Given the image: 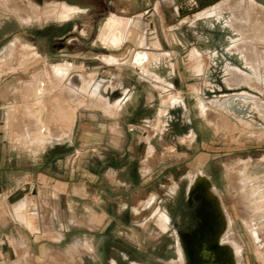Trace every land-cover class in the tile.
Here are the masks:
<instances>
[{
  "label": "rangeland",
  "instance_id": "1",
  "mask_svg": "<svg viewBox=\"0 0 264 264\" xmlns=\"http://www.w3.org/2000/svg\"><path fill=\"white\" fill-rule=\"evenodd\" d=\"M177 1L179 5L185 0ZM60 2L82 10L71 20L58 19L64 9ZM195 3L197 8L211 5L222 17H203L183 27L163 0H0V74L13 76L7 80L12 81L7 83L12 91L14 78L28 80L29 85L37 77L47 81L50 76L42 74L45 65L65 61L83 64L79 73L83 76L96 72L104 78L122 77L131 87L120 111L104 115L108 119L101 132L98 126L94 128L97 137L65 148V158L55 165L64 176L73 169L97 173L95 185L105 192L96 196L97 211L78 212L73 225L64 226L65 240L49 243L41 258L31 256L32 246L20 240L27 238V232L20 223H11L9 206H0V219L10 222V227L1 231L8 235L13 226L18 234L17 239L1 237L0 264H167L177 260L176 234L171 226L174 222L180 230L188 226L182 191L184 187L188 203V178L197 171L204 173L221 194L232 222L228 233L242 249L241 263L262 264L258 251L264 248V232L251 234L242 219L238 180L245 166L244 174L257 176V182L264 185V135H254L264 132V116L257 115L253 103L255 98L264 102V85L256 90L251 82L228 73L226 67L249 71L235 48H244L250 62L264 63V0ZM231 14L239 20L238 34L225 25ZM109 15L133 20L125 42L117 49L96 42L99 27ZM142 35L159 46L139 47L137 41ZM192 49L202 53L205 67L199 73L195 72L197 61L190 57ZM31 51L39 56L33 58ZM140 51L158 56L157 60L149 58L148 62L155 65H148V70L171 84L169 91L153 84L154 88L148 76L133 70L129 59ZM10 53L12 58L1 63ZM98 58L114 66H106ZM261 70L264 72V67ZM27 90L31 94L29 86ZM54 93L39 100L42 106L34 105L33 98L29 105L48 128L65 129L67 123L60 114L63 116L74 106L79 112L96 113L81 106L80 101L55 98ZM171 95L178 97L180 105H172L175 101L163 104ZM200 99L206 105L204 114L199 109ZM160 108L164 110L161 117L157 116ZM18 110L17 106L11 107L3 124L15 129L31 128L29 115L20 116ZM18 118L23 122H17ZM128 125L135 130L130 132ZM190 131L195 135L192 141ZM145 142L153 146L147 148L149 153L145 152ZM174 190L175 198L171 195ZM149 199L152 203L146 206ZM14 206L10 207L11 213L16 211ZM158 208L170 215L171 226L166 231L156 224L154 214ZM64 210L65 219H69L72 207ZM90 213L97 215L95 223H87ZM26 215L32 223L28 229L35 237L39 222L34 215Z\"/></svg>",
  "mask_w": 264,
  "mask_h": 264
},
{
  "label": "bare ground",
  "instance_id": "2",
  "mask_svg": "<svg viewBox=\"0 0 264 264\" xmlns=\"http://www.w3.org/2000/svg\"><path fill=\"white\" fill-rule=\"evenodd\" d=\"M163 1L165 2V4H168V6L171 7V12L173 16L179 22V25L183 27L191 25L193 22L197 20H201V18L203 17L214 16L216 20H219L222 17L219 13H216L214 11L211 5H208L202 9L197 8L198 10L189 12L187 14H182L185 11L192 10L194 8L195 5L194 0H185L184 3H181L179 5L177 4V0H163ZM60 3L64 6L63 7L64 9L59 16L57 15L58 19L70 20L73 18V16L76 13L80 12L78 9L67 5L65 2H60ZM238 21H239L238 18L234 14H231V16L227 19V21H225V25L231 31L238 34L239 33ZM132 23L133 20L121 19L114 15H109L100 25L96 36V41L105 47L117 49L125 42ZM149 28L152 30L153 26L150 25ZM240 31H241L240 33H242V30ZM175 40L178 43L177 41L178 38ZM231 42L233 41L231 40ZM149 44L153 45L154 47L159 46V44L155 40L154 41L153 39L148 40L144 35H142L137 41V45L139 47H143L144 49H146L147 46H149ZM234 46L235 45L229 47L227 50L231 51ZM235 50L239 52L238 54L240 56L241 61H243L245 68L248 69L249 71L245 73L236 67L227 66L226 67L227 72L234 75L235 78L237 79L241 78L244 81L251 82L254 89L261 90L262 85H264V72L261 70L264 67V63L262 64L261 61L260 64H257V62H250L247 58L246 50L244 48H235ZM31 54L33 58L38 57V54L35 51H31ZM190 57L191 59L197 61L195 72L197 73L201 72L205 67L204 62H202V58H203L202 53L198 52L196 49H192L190 52ZM10 58H12L11 53L8 54L5 57V59L1 61V63L9 61ZM149 58H152L153 60H157L158 56L156 57L152 53L148 54L145 51H140L139 53L135 54L131 60L129 59V62L131 66H133L132 68L135 72H137L138 74L144 77L148 76L152 84H154L156 87L169 89L170 86L168 84H166L159 77L150 73L149 70L146 68L145 64L146 62H148ZM115 60L116 59L112 58L113 62H115ZM26 62H28V60ZM69 68L70 67H68L67 65H56L50 67L49 73H45L46 72L45 71L44 74L50 76L49 79L47 80L48 88L45 87V82L40 77L35 78L34 83L29 85V90H31L33 101L35 102L33 103L34 105L40 104V106H42V103H40L39 100H41L42 98L45 99L47 93L57 90H59V93L63 94L62 97L64 101H68V102L69 100H71V102L80 101L83 104L81 105L83 107L84 106L89 108L98 107L104 113H108V114L112 113L122 103L123 96L126 94V90L122 85H117L114 83L101 84L102 81L98 80L96 76H93L91 78L87 76L83 77L82 75H76L77 73H75V76L77 79H79V81L76 85H73L71 79L73 78L74 74L73 72L69 73L70 70ZM56 88L59 89L56 90ZM54 96H56V94ZM177 98H178L177 96L171 95L168 98V100L165 101L163 104L165 103L169 104L177 100ZM54 101L56 100H53V102ZM253 103L257 115L259 117L264 116V102H261L258 98H255L253 100ZM74 107L68 108V111L67 112L65 111L63 116L60 114L61 118H64L65 120L64 122L67 123L66 124L67 127L63 130L61 134L59 133V135H54L53 137L51 136L50 137L51 139L54 138L55 140L59 141L61 138H63V136L65 137L69 134L70 126L73 124L74 116L76 112V109ZM39 108L41 109V107ZM199 109L200 112L203 114L207 110L205 102L201 99L199 100ZM27 111L29 118H31V123H30L31 130L26 132L27 138L29 139L28 142L30 144H34L38 148H43L44 143H46L44 134L45 131L48 130V127L42 121V118L40 117V114L38 112L31 111L29 108L27 109ZM61 112L63 113V111ZM163 113L164 110L161 108L159 112L160 116L163 115ZM158 123L160 124L161 120H159ZM255 133L254 135L257 138H260L262 137V135H264V132H259L258 134ZM194 137H195L194 133L191 132L189 136L191 141ZM245 169L246 167L242 166L239 173V180H238L239 204L241 206V211L243 215L242 219H244L247 228L249 229L251 234L253 233L258 234L264 232V185H261L260 183L257 182L258 180L257 176H247L246 174H244ZM188 179L190 182L187 191L188 203L192 204L194 201L197 202L196 212L199 215L200 223L203 230L209 232L213 242L219 248H222L227 258V262H228L227 264H242L241 246L232 237V235L228 233L227 230L230 227V225H232L231 224L232 222L229 213L224 205V202L222 201L220 192L213 185L211 180L204 173L200 171H197L194 174L189 175ZM150 202L151 200H149L146 204L148 205ZM154 218L158 228L162 231H166L171 226L170 217L166 211H162L158 208L155 211ZM175 234H176L175 243H176L178 258L177 260H173L171 262H168L167 264H191L190 263L191 258L189 252L183 245V241L187 239V236H184L177 231H175ZM263 244L264 243H262V245ZM260 248H262V246ZM260 250L259 251L257 250L259 252L258 259L262 264H264V248L263 250L261 251ZM133 264H137V263L133 262Z\"/></svg>",
  "mask_w": 264,
  "mask_h": 264
},
{
  "label": "crops",
  "instance_id": "3",
  "mask_svg": "<svg viewBox=\"0 0 264 264\" xmlns=\"http://www.w3.org/2000/svg\"><path fill=\"white\" fill-rule=\"evenodd\" d=\"M72 7L76 8L74 5ZM79 11L81 12V10ZM78 13L74 16L78 15ZM44 36L47 37V35ZM102 49L106 50L107 48L102 46ZM103 56L115 57L105 54ZM101 60L107 61L108 59L102 58ZM101 63L106 66H114L110 62ZM150 64H154V62H146L145 66L147 69ZM56 65H67L70 67L69 73L73 72L74 74L71 82L73 85L78 83L79 79L76 78L75 73H77L76 75H81L79 73L81 66H84L83 64L74 65L73 63L66 61L46 64L42 74L45 71L49 73L50 67ZM152 74L157 76L154 72H152ZM85 76L90 78L96 76L98 80L102 81L101 84H113L115 82L114 84L122 85L126 90V94L123 96L124 100L131 88L129 83L122 81V77L109 76L104 78L98 76L96 72H89V74ZM10 78H13V76L2 75L0 77V192H6L8 194L6 200L0 201V206H9L8 212L11 216V223L17 222L25 227L27 238L21 239L22 237H20V240L23 243L32 246L29 248L31 256L36 255L37 257L43 258L49 243L60 244L65 240L67 229H65L64 226L73 225L78 212H96L98 206L95 199L98 192L105 195V192H103L104 189H100V187L95 185L97 173H81L73 169L67 176H64L63 172L55 169V165L61 164L62 160L65 158V148H74L75 146L80 145L82 140L94 139V137H97L94 133L98 131L96 130L97 126L99 129L102 126H106L104 123L108 118L104 115L111 116L118 113L123 102L109 114L104 113L98 107H90V109L96 110V113L94 112L95 114H93L92 111H76L73 124L67 136H63L59 141L54 138L51 139V136L53 137L54 135H59V133L61 134L64 128H62L61 131V128L59 127H50L48 128V132L45 131L44 134L46 143H44L43 148H38L34 144L28 142L29 139L27 138L26 132L30 131L31 128L27 129L18 126L19 128L15 129L13 127V129L10 126L9 128L6 124H3L6 116L10 113V108L13 106L19 107L18 114L20 116L28 115L27 109H30V100L33 98L31 95L32 92L30 94L27 90L30 81H22V79L14 78L13 83L15 86L13 87L15 88V91H12V87L7 84L8 82H12L10 80L7 82ZM44 82L48 83V81ZM166 84L170 86L168 89L169 91L172 88V85L169 83ZM151 85L153 86V84ZM153 87L155 88V86ZM57 89L59 88H56V90ZM55 94L63 99V94L59 93V90L55 91L53 97H56L54 96ZM131 96L132 93L129 97ZM160 109L157 111V116ZM87 119L90 122H86L88 121ZM97 120H100L99 123ZM17 122H23L22 118H18ZM26 126L30 125L27 124ZM95 127L96 129H94ZM99 131L101 132V129ZM81 137L83 139H81ZM97 143L98 142H94V144ZM149 146L152 145L145 142V152H148L147 148ZM73 150L74 152L76 151L75 149ZM149 200H151L152 203V199ZM13 204H15L14 209L16 211H12L11 213L10 207ZM149 205L150 203L148 205L146 204V206ZM66 206L72 207V210L69 211V219H65L64 208ZM18 210L21 211L17 212ZM26 214L34 215L39 222L36 227L37 232L34 233V235H36L35 237L31 235L32 233H30V230L28 229L32 223L30 219L27 218ZM90 217H88L87 223H95L97 221L96 214L93 215L90 213ZM8 226L10 227V222L0 219V241L1 237H15L17 239L18 234H16L13 226H11L12 229L9 230L8 235L1 231L2 228H7ZM1 253L2 252H0V255Z\"/></svg>",
  "mask_w": 264,
  "mask_h": 264
},
{
  "label": "water",
  "instance_id": "4",
  "mask_svg": "<svg viewBox=\"0 0 264 264\" xmlns=\"http://www.w3.org/2000/svg\"><path fill=\"white\" fill-rule=\"evenodd\" d=\"M183 245L189 252L191 264H227V258L222 248L212 240L210 233L202 226L197 231L187 235Z\"/></svg>",
  "mask_w": 264,
  "mask_h": 264
},
{
  "label": "flooded vegetation",
  "instance_id": "5",
  "mask_svg": "<svg viewBox=\"0 0 264 264\" xmlns=\"http://www.w3.org/2000/svg\"><path fill=\"white\" fill-rule=\"evenodd\" d=\"M184 1V0H183ZM195 1V0H194ZM180 3V1H177ZM195 3V2H194ZM212 4V3H211ZM208 6V5H207ZM76 7V6H75ZM206 7V6H205ZM78 8V7H76ZM204 7H201V8H198V9H202ZM79 10H82L80 8H78ZM197 7H196V3L194 5V8L192 10H188V11H185L184 13L182 14H187L189 12H193L195 10H198ZM180 14V15H182ZM116 15V14H114ZM122 17V16H121ZM172 105H180V102L175 100L174 103H172ZM191 133V131H190ZM173 198L176 197L177 195V191L174 190V193L171 194ZM182 200H183V205L185 207V209L187 210V213H188V220H189V223H188V226L186 227V229L184 230H180L177 228V224L174 222L172 223V228H174V231H177V232H180L182 235L184 236H187L188 234H190L191 232L193 231H197L199 229V227L201 226V223H200V218H199V215L197 214L196 212V202L194 201L191 205L187 203L186 201V197H185V190H184V187H183V191H182ZM168 213V212H167ZM169 215V213H168ZM170 217V215H169ZM171 220V219H170ZM203 229V228H202ZM174 238V236H173ZM187 239H188V236H187ZM174 246H175V239H174Z\"/></svg>",
  "mask_w": 264,
  "mask_h": 264
},
{
  "label": "built area",
  "instance_id": "6",
  "mask_svg": "<svg viewBox=\"0 0 264 264\" xmlns=\"http://www.w3.org/2000/svg\"><path fill=\"white\" fill-rule=\"evenodd\" d=\"M128 130L131 132V131H134L135 130V127H133L132 125H128ZM8 198V194L6 192H0V201H3V200H6Z\"/></svg>",
  "mask_w": 264,
  "mask_h": 264
}]
</instances>
